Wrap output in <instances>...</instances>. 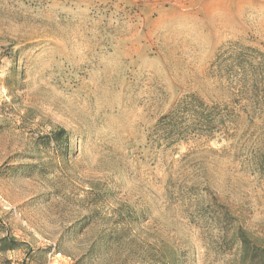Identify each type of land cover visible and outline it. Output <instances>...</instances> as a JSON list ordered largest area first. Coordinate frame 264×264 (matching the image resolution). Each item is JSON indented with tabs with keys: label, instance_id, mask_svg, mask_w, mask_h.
<instances>
[{
	"label": "rangeland",
	"instance_id": "obj_1",
	"mask_svg": "<svg viewBox=\"0 0 264 264\" xmlns=\"http://www.w3.org/2000/svg\"><path fill=\"white\" fill-rule=\"evenodd\" d=\"M4 237L0 264H264V0H0Z\"/></svg>",
	"mask_w": 264,
	"mask_h": 264
},
{
	"label": "trees",
	"instance_id": "obj_2",
	"mask_svg": "<svg viewBox=\"0 0 264 264\" xmlns=\"http://www.w3.org/2000/svg\"><path fill=\"white\" fill-rule=\"evenodd\" d=\"M14 241L12 239H9L8 237H4L0 241V248H9L8 246L12 244Z\"/></svg>",
	"mask_w": 264,
	"mask_h": 264
}]
</instances>
